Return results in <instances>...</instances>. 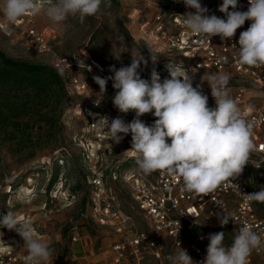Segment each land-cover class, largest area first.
Here are the masks:
<instances>
[{
	"label": "rangeland",
	"instance_id": "374dc122",
	"mask_svg": "<svg viewBox=\"0 0 264 264\" xmlns=\"http://www.w3.org/2000/svg\"><path fill=\"white\" fill-rule=\"evenodd\" d=\"M53 2L45 0V5ZM222 2L201 0L203 7L219 12L221 18L226 19L219 11ZM0 4L2 9L3 0H0ZM187 9L183 0H104L100 10L93 16L85 17L83 23L79 15H70L59 24L53 23L42 12L35 17L25 16L24 26L8 24L10 35L0 26V51L13 58L48 63L59 68L64 74L69 93V100L59 119L62 129L53 138L43 136L44 129L39 131V124L34 126V135L30 140H21L20 134L8 138L0 133V216L11 211L21 221L32 226L36 237L47 242L53 250L47 264H111L107 260L106 250L113 239V233L98 225L91 217L85 216L93 167L104 170L118 192L123 209L134 216L137 227L141 230L149 229L134 203L131 185L124 176L130 169L139 170L135 163V153L130 150L131 134H121L123 139L119 144L110 140V135L104 140H98L88 128L89 117L81 113L80 105L100 101L98 106H94L95 112L107 117L109 122L119 117L125 123H130L135 118V112L121 113L114 106L116 90L112 87V80H108L106 91L101 94L93 77L113 76L114 73L109 69L112 66L117 70L130 66L132 56L141 55L147 61V64L141 63L138 74L141 79L149 82L154 68L161 82L170 78L166 67L168 64L186 70L193 78L194 87L201 84L204 74H214V71L195 69L180 50L169 48L166 39L160 37V41L156 40L154 33L158 25L163 23L166 32H174V17L185 15ZM236 10L247 11L243 0H238ZM158 16L161 20L157 19ZM1 20L5 21L2 10L0 23ZM30 25L45 33L56 53L69 58V67H58L53 53L40 51L27 42L26 26ZM248 27L246 21L242 29L245 31ZM149 48L158 56L156 63L151 60ZM85 65L97 69L96 73ZM73 76L86 81L88 89L81 93L69 90ZM229 81L231 91L236 86L233 82H241L236 78H230ZM202 91L208 96V106L215 108V99L208 82L202 83ZM140 119L151 126L156 118L149 113ZM92 145H100L99 150L104 157L102 163L94 164L87 159L96 154V147ZM249 183L253 193L264 188V164L250 173ZM256 205L264 213V202H256ZM4 231L17 241L18 250L28 253L15 230ZM75 232L82 237L83 243L73 241ZM224 233L229 235L232 231L224 230ZM223 242L226 244L230 241L224 236ZM165 253L166 259L163 261L147 257L141 263L129 261L124 264H172L170 257L176 255L174 247L168 243Z\"/></svg>",
	"mask_w": 264,
	"mask_h": 264
},
{
	"label": "clouds",
	"instance_id": "9594fccd",
	"mask_svg": "<svg viewBox=\"0 0 264 264\" xmlns=\"http://www.w3.org/2000/svg\"><path fill=\"white\" fill-rule=\"evenodd\" d=\"M104 0H54L45 5V0H3L6 22L12 26L30 15L42 12L53 23H61L70 15H79L81 23L85 17L95 15ZM184 5L194 12L183 15L184 27L192 34H203L209 38L219 36L221 40L234 37L237 29L251 21L247 30L239 35L237 59L240 65L264 66V0H248L247 11H238V0H223L219 11L226 19L208 15L201 0H183ZM229 9H232L231 11ZM9 34H11L9 32ZM151 60L158 56L152 49ZM147 64L143 56H132L130 66L118 70L112 66L113 76L93 77L104 94L108 80L116 90L114 106L121 113L135 112L130 123L119 117L110 122L107 117L100 121L106 128L110 140L119 144L124 135L131 134V148L135 163L145 175L159 171L182 180V191L196 195H207L220 186L231 182L244 170L252 151L254 121L246 119L237 103L230 97L227 73L204 74L201 84L193 86V78L177 65H166L170 78L161 82L155 68L151 80L141 79L138 69ZM90 70V69H89ZM208 82L215 108L208 106V96L202 91V83ZM100 101H96L99 105ZM151 113L156 119L147 126L140 117ZM170 140V143L168 142ZM248 201L264 202V188L245 195ZM221 226L234 221L232 213L220 216ZM0 227L15 230L27 247L25 264H47L53 250L47 242L39 240L32 228L11 211L0 217ZM224 232L211 234L207 255L202 264H248L254 249L261 247V237L248 226H242L230 247H225ZM172 264H194L189 254L180 248L170 257Z\"/></svg>",
	"mask_w": 264,
	"mask_h": 264
},
{
	"label": "built area",
	"instance_id": "2783aa9c",
	"mask_svg": "<svg viewBox=\"0 0 264 264\" xmlns=\"http://www.w3.org/2000/svg\"><path fill=\"white\" fill-rule=\"evenodd\" d=\"M243 3L248 9V0H243ZM194 11L188 8L185 14ZM178 15L174 17L176 30L166 32L165 25L160 23L154 33L156 40L160 41V37L166 39L169 48L180 50L197 70L223 72L229 74L230 78L241 80L232 83L236 86L230 91V97L237 103L241 114L255 122V150L238 177L207 195L182 191V180L179 177L167 176L159 171L145 175L140 170L130 169L124 176L131 185L134 203L148 224L147 230L139 229L134 216L123 209L118 192L104 170L93 167L85 216L91 217L98 225L113 233V239L106 250L107 260L111 264L129 261L141 263L147 257L163 261L166 259L168 243L174 247L175 254L181 248L189 254L194 264H202L211 234L230 229L232 233L225 235L230 242H223L225 247H230L239 228L245 225L259 234L262 241L261 247L251 252L248 264H264V213L259 210L256 201L250 202L245 196L253 193L249 183L250 173L264 164V66L252 67L238 63L237 48L239 35L244 31L242 27L230 39L221 40L219 36L209 38L203 34L190 33L184 27L183 15ZM208 15L221 18L219 12L208 10ZM157 19L161 20V17ZM25 20L22 17L15 25L24 26ZM5 21L1 20L0 26L10 35L9 25ZM250 24L251 21H248V26ZM26 33L29 44L40 51L54 54L58 67H69V58L53 50L43 31L30 25L26 26ZM85 67L92 68L91 72L96 73L97 69L91 65ZM70 82L69 90L72 92L81 93L88 89L87 82L78 77L73 76ZM94 106H98L96 101L80 105V111L89 117L88 128L95 133L96 138L104 140L109 135L108 130L100 127L103 116L95 112ZM92 147H96V154L87 159L94 164L102 163L104 157L99 150L100 145ZM224 211L232 213L234 221L230 219L227 225L221 226L217 214L222 216ZM72 239L78 241L81 237L75 232ZM26 256L4 236L0 227V264H25Z\"/></svg>",
	"mask_w": 264,
	"mask_h": 264
},
{
	"label": "trees",
	"instance_id": "16d2710c",
	"mask_svg": "<svg viewBox=\"0 0 264 264\" xmlns=\"http://www.w3.org/2000/svg\"><path fill=\"white\" fill-rule=\"evenodd\" d=\"M68 100L65 77L59 68L0 51V133L4 137L20 134L21 140H30L34 126L39 124V131L44 129L42 135L53 138L62 129L59 119Z\"/></svg>",
	"mask_w": 264,
	"mask_h": 264
},
{
	"label": "crops",
	"instance_id": "0c3cea01",
	"mask_svg": "<svg viewBox=\"0 0 264 264\" xmlns=\"http://www.w3.org/2000/svg\"><path fill=\"white\" fill-rule=\"evenodd\" d=\"M0 217H2V216H0ZM5 229H7V228H3V227H1V230L3 231V234H4V236L5 237H7L8 238V240L13 244V245H15V246H17V241L15 240V239H13L10 235H8V234H6L5 233ZM9 230V229H8ZM82 238V237H81ZM16 241V242H15ZM77 242V241H76ZM78 242H81V243H83V241H81V239L80 240H78ZM86 248V247H85ZM98 249V248H97ZM23 252V251H22ZM23 253H26V252H23ZM26 254H28V253H26ZM76 259V257L74 258V260Z\"/></svg>",
	"mask_w": 264,
	"mask_h": 264
}]
</instances>
